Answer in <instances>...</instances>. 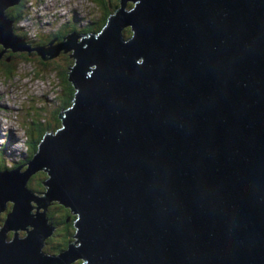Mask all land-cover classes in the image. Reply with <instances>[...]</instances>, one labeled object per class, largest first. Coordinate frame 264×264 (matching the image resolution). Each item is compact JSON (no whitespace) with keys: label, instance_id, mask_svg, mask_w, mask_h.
<instances>
[{"label":"water","instance_id":"95a60500","mask_svg":"<svg viewBox=\"0 0 264 264\" xmlns=\"http://www.w3.org/2000/svg\"><path fill=\"white\" fill-rule=\"evenodd\" d=\"M19 1L0 0V54H41L4 13ZM118 3L65 36L58 130L0 170V264H264V0ZM52 201L73 210V241L44 254Z\"/></svg>","mask_w":264,"mask_h":264},{"label":"trees","instance_id":"16d2710c","mask_svg":"<svg viewBox=\"0 0 264 264\" xmlns=\"http://www.w3.org/2000/svg\"><path fill=\"white\" fill-rule=\"evenodd\" d=\"M25 1L22 0L20 3L17 5H13L10 7H7L4 10V13L6 17L9 19L13 20L15 22L18 20L21 15L24 13V8H25ZM85 2H91L96 5L98 12V17L96 20H90L88 24H86L83 28V30H80L79 32L83 33L84 31H90L91 33H97L99 30H101L102 26L105 25L107 18L111 16L115 8L119 5L118 0H84ZM131 6V2H128L127 6ZM86 9V8H85ZM13 29H17L15 26H13ZM21 33V32H20ZM18 33V34H20ZM121 33L123 37L129 36L128 28L125 27L121 30ZM53 34V33H51ZM68 34V31L63 32V37H65ZM50 34H47L45 36H48ZM44 38H47L45 37ZM41 37V36H40ZM47 42L48 39H39V43ZM41 49H43L42 45H37ZM3 46L0 44V51L2 50ZM27 53L29 51H26ZM9 54H2L3 57L0 58V74L6 78L11 77L13 75V69L18 63H33L34 68L41 69L43 72L45 71L46 73L49 71L54 72L55 76L58 79L59 82V88L57 90V93L55 94V97L51 100L53 103V108L47 112V111H42L38 112V110H31L33 111V118H29L28 122L26 125L23 127L18 126L16 123V128L20 131L22 137H23V146L25 150V146L27 147L29 153H27L25 156H17L14 158L12 161V164L14 166L20 165L23 162L27 161L28 157L33 154L37 148V143L38 140L41 138L42 134L46 132L47 129H49L51 126H60L59 125V119L57 116L58 111L61 108H66L67 106L71 105L72 103V98L74 94V85L73 83L69 80L68 78V72L70 71V67L72 66L73 62L72 60L66 61L67 59L65 58H59L56 61L54 60H49L45 59L43 60L42 57L37 55L36 53L28 55L25 54L23 51L17 52L18 54L14 55L8 50ZM4 56L11 57V61L9 62L10 64L3 63V58ZM4 65V66H3ZM37 70L33 69V75L38 78H42L43 75L41 74L42 72H39ZM44 72V73H45ZM45 77V76H44ZM43 77V78H44ZM47 77V76H46ZM46 112V113H45ZM15 118V116H14ZM43 118L42 120H40ZM21 125V124H19ZM23 150V151H24ZM22 153V151H21ZM6 169V168H4ZM46 178V173L40 169L35 172V174H32L28 180L26 181L25 187L34 193L41 194L43 193L42 196H44V190L45 187L42 185V182ZM37 197H41L37 195ZM10 207V202L7 203L6 205V210H8ZM50 208L57 209V213H54L53 211L50 210ZM46 217L50 221L49 226L53 227L56 222H58L61 227V232L55 230L56 235H61V237L57 236H52V237H46L43 241L42 248L41 250L43 251L44 254H53L57 253L58 251H61L64 246V242H69L71 241V235L73 234V214L71 210L67 207H64L61 204H58L56 201L50 202L46 206V210L44 211ZM23 236L25 234L24 231H21ZM11 236V232L8 233V238ZM77 260L72 263L76 264Z\"/></svg>","mask_w":264,"mask_h":264},{"label":"rangeland","instance_id":"374dc122","mask_svg":"<svg viewBox=\"0 0 264 264\" xmlns=\"http://www.w3.org/2000/svg\"><path fill=\"white\" fill-rule=\"evenodd\" d=\"M34 1V8L37 12L51 13L53 16H55V22L57 24L61 23L67 26H72L75 22L83 19L88 14L92 20H96L99 14V9H97L96 5L89 1ZM42 22H44V20H42ZM86 24H88V22H86ZM59 28L63 29L64 27L60 25ZM90 34V31H85L78 37V40H84ZM2 53L3 52L0 54V58L3 57ZM6 57L7 56H4L3 60H5ZM72 59L74 62L75 58L73 57ZM7 64L10 63L8 62ZM33 69L37 70L34 68L33 63H18L14 67L13 75L11 77L6 78L0 74V170L4 169L6 166L13 167L14 165L12 164V160L14 158L20 155L25 156L27 153H29L26 146L24 150V140L20 131L16 128V123L21 127L26 125L29 118H33V111L31 108L33 110H38V112H42L43 110L49 112L53 108V103L51 100L53 97H55V94L59 88L57 77L52 71L47 73L44 71V73L41 69H38L37 71L42 72L41 74L43 77L45 76L44 78H38L33 75ZM71 74L72 73L69 71L68 77ZM74 80L76 81L75 76ZM60 111H58V113ZM42 119L43 118L40 120ZM58 128V126H51L49 129H47L38 140L37 145L42 141L45 134H49L54 130H58ZM31 156L28 157V160L31 158ZM38 195L42 196L43 194L41 193ZM71 211L73 212L72 209ZM1 214L4 213H0V218ZM21 231L22 230L16 231L19 236L22 235Z\"/></svg>","mask_w":264,"mask_h":264},{"label":"clouds","instance_id":"9594fccd","mask_svg":"<svg viewBox=\"0 0 264 264\" xmlns=\"http://www.w3.org/2000/svg\"><path fill=\"white\" fill-rule=\"evenodd\" d=\"M21 1L22 0H20L18 3H20ZM34 3H35L34 0H26L24 13L15 22H13L12 20L13 33L17 35L18 37L23 38L24 41L29 46H31L30 45L31 43L36 42L40 36H45L47 34L55 33L58 29H60L59 28L60 25L64 27L62 30L68 31V33L73 31L76 34H78L77 36L79 37L82 34L79 31L83 30L84 26L86 25V22H89L90 20H92L90 18V15L88 14L83 19L75 22L72 26H67L61 23L57 24L55 22V16H53L51 13L37 12L36 9L34 8L35 7ZM42 20H44V22H42ZM13 26H15L17 29H13ZM27 26L32 27L35 31V36L33 38H30L26 35L25 27ZM65 39H66L65 37H62V40L60 42H65ZM5 168H10V167L6 166ZM8 233H7V236H8Z\"/></svg>","mask_w":264,"mask_h":264},{"label":"flooded vegetation","instance_id":"af4514ba","mask_svg":"<svg viewBox=\"0 0 264 264\" xmlns=\"http://www.w3.org/2000/svg\"><path fill=\"white\" fill-rule=\"evenodd\" d=\"M63 32H64V30H62V29H58L55 33L50 34V35H48V36H45V37H47V38H44V36L39 37V39H43V40L48 39L47 42L45 41V42H43V43H39V42H38L39 39H38L36 42L30 44L31 46L42 45V46H43V49H40V50H39V52H40L41 54H37V53H36L35 51H33V50L29 51L28 53H27L26 51H24L25 54L31 55V54L36 53L37 55H39L40 57H42L43 60H45V59H49V60H54V61H56V60L59 59V58H65V59H67L66 61H70V60L73 61V59L69 56L70 50H67V44H66L65 42H60V41L62 40V37H63ZM8 50H9V49H6V50L4 51L5 54H9V53H8ZM9 51H10V50H9ZM4 52H3L2 54H4ZM10 52H11V51H10ZM22 52H23V51H22ZM12 54L16 55V54H18V53H17V52H14V53H12ZM9 55H10V54H9ZM10 56H11V55H10ZM11 60H12L11 57H10V58H9V57H6V59L3 60V63L10 62ZM71 63H73V62H71ZM63 109H64V108H61L60 110H63ZM60 110H59V111H60ZM27 161H28V159H27ZM25 162H26V161H25ZM25 162H23V163L20 164V165H23ZM50 210L53 211L54 213H57V214L59 213V212H57V209L50 208ZM71 212H72V211H71ZM72 214H73V212H72ZM61 227H62V225H60L58 222H56L55 225H53V230H52V232H51V234H50L49 237H52V236H57V238H58V237H61V235H56V234L54 233L55 230L61 232ZM71 241H73L72 235H71ZM71 241H69V242H71ZM58 252H59V251H58ZM74 262H75V261H74ZM74 262H72V263H74ZM72 263H71V264H72Z\"/></svg>","mask_w":264,"mask_h":264},{"label":"built area","instance_id":"2783aa9c","mask_svg":"<svg viewBox=\"0 0 264 264\" xmlns=\"http://www.w3.org/2000/svg\"><path fill=\"white\" fill-rule=\"evenodd\" d=\"M25 30H26V35L28 37L33 38L35 36V31L32 27L27 26V27H25Z\"/></svg>","mask_w":264,"mask_h":264},{"label":"bare ground","instance_id":"6f19581e","mask_svg":"<svg viewBox=\"0 0 264 264\" xmlns=\"http://www.w3.org/2000/svg\"><path fill=\"white\" fill-rule=\"evenodd\" d=\"M33 196V195H32ZM7 204V203H6Z\"/></svg>","mask_w":264,"mask_h":264}]
</instances>
